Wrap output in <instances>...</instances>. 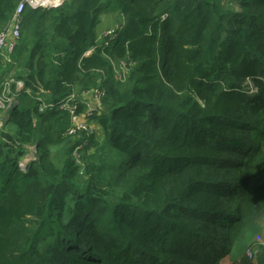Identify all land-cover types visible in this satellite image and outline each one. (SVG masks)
Masks as SVG:
<instances>
[{
    "label": "trees",
    "instance_id": "16d2710c",
    "mask_svg": "<svg viewBox=\"0 0 264 264\" xmlns=\"http://www.w3.org/2000/svg\"><path fill=\"white\" fill-rule=\"evenodd\" d=\"M11 58L33 99L0 129V264H264V0L26 8ZM92 88L99 130L66 136L43 102Z\"/></svg>",
    "mask_w": 264,
    "mask_h": 264
},
{
    "label": "built area",
    "instance_id": "2783aa9c",
    "mask_svg": "<svg viewBox=\"0 0 264 264\" xmlns=\"http://www.w3.org/2000/svg\"><path fill=\"white\" fill-rule=\"evenodd\" d=\"M64 0H19L17 3L14 13L9 20V22L2 28H0V58H7L11 55L20 38L23 13L26 8L30 9H47L59 5ZM111 33L108 32V34ZM7 81L2 85V92L0 94V108H5L14 104V99L7 97L6 95V85ZM92 95L95 99L101 100L103 92L100 89H94ZM72 98V96L70 97ZM69 99H61L56 103L43 104L42 109H56L60 111H67L72 116V124L66 131V136L75 138L78 137L79 133L86 132L89 135L92 133L93 129L88 127V125L80 120L73 111L70 112ZM91 111H89V114ZM73 114V115H72ZM0 121V127H1ZM258 251L264 253V233H262L256 241L246 250V255L248 258L253 259Z\"/></svg>",
    "mask_w": 264,
    "mask_h": 264
},
{
    "label": "crops",
    "instance_id": "0c3cea01",
    "mask_svg": "<svg viewBox=\"0 0 264 264\" xmlns=\"http://www.w3.org/2000/svg\"><path fill=\"white\" fill-rule=\"evenodd\" d=\"M64 1H62V2H64ZM117 28H118V26L116 24L115 27H112L106 31L104 30V32L102 34V38L105 37V40H106L107 35H105V33H108L110 31H114V33H115ZM102 38L100 40L98 39V43H101L102 41H104ZM91 52L92 51H88L85 55L87 56ZM11 56H12V54L9 55L7 58H0V94L2 92L3 83H5V81L8 80L7 85H6V95H7V97L14 99L15 102L11 106H7L4 109H0V121L2 124L0 129L5 127V125H6L5 121H6L7 115L9 113V111L12 108H14L15 105H17V104L21 105L20 101H25V99H24L25 97H26V99L27 98L33 99L32 97H30V96H32L31 91L28 88H26V89L24 88V83H23V80L21 79V76L15 77L16 73L21 69V67H17L15 60L12 61L13 59L11 58ZM10 59H11V61H10ZM15 68H17L18 70H15ZM12 72H13V75H12ZM94 89H97V88H92V89H90V91H86L85 93H81L80 95L70 94L69 96L65 97V99H69L68 104L70 107V109H69L70 112L72 110L73 114L76 115L80 120L84 121L88 125V127L98 131L99 128H98L96 122H94L91 118V116L94 112H99L101 109L100 100L95 99L92 95V91ZM36 93L38 94V97L36 99H40L41 95L39 97V94L41 93V91L39 90ZM71 96H72V98H70ZM43 104H51V103H44L43 102ZM79 105L85 106V110L81 113H77ZM89 111H91L90 114H89ZM63 112L68 113L67 111H63ZM68 115L70 117V126H71L72 116L69 113H68ZM2 121H3V123H2ZM7 129L9 130V132L12 135L16 134V128L15 127L9 126ZM7 129H5V130H7ZM76 150H78V149H76ZM76 153H77V151H76Z\"/></svg>",
    "mask_w": 264,
    "mask_h": 264
},
{
    "label": "rangeland",
    "instance_id": "374dc122",
    "mask_svg": "<svg viewBox=\"0 0 264 264\" xmlns=\"http://www.w3.org/2000/svg\"><path fill=\"white\" fill-rule=\"evenodd\" d=\"M121 23H122V20H121L120 17H118L117 20H116L115 17L110 16L109 13H104V14H102L101 16H99V23L97 24V34H98V38H99V40L102 38V34H103L104 30L106 31V30H108V29H110V28H112V27H115L116 24H117V26H119ZM114 34H115L114 31H111V33H109V34H108V33H105V35H107V39L103 41V43H102L103 47H105V46L108 44V41H109L110 39H112V37H113ZM15 70H18V69L15 68ZM114 71H117V70L114 69ZM12 75H13V72H12ZM116 76H118V75H116ZM20 102H21V104H22V106H20V107H23V105H24V101H20ZM3 109H4V108H3ZM2 123H3V121H2ZM93 131H95V130L93 129ZM95 134H96V136H97V142H98V145H96L97 148L94 150L93 153H95V152L101 147V143H102V138H101L100 133H99V132H96ZM91 150H93V148H91ZM72 155H73V157L76 159V161L79 162V154L76 153V151H75ZM80 158H81V155H80ZM260 235H261V234H260ZM260 235H258L257 237L254 236V237L252 238L253 242L256 241ZM253 242H252V243H253ZM251 245H252V244H251ZM251 245H250V246H251ZM250 246H249V247H250ZM247 249H248V248H247ZM247 249H246V250H247ZM245 252H246V251H245ZM259 254H262V251H258V252H257V254H256V258H257V256H258Z\"/></svg>",
    "mask_w": 264,
    "mask_h": 264
},
{
    "label": "bare ground",
    "instance_id": "6f19581e",
    "mask_svg": "<svg viewBox=\"0 0 264 264\" xmlns=\"http://www.w3.org/2000/svg\"><path fill=\"white\" fill-rule=\"evenodd\" d=\"M33 10H38V9H33ZM22 26H23V21H22ZM37 100H40V99H37ZM0 109H3V108H0ZM250 259V258H249Z\"/></svg>",
    "mask_w": 264,
    "mask_h": 264
}]
</instances>
